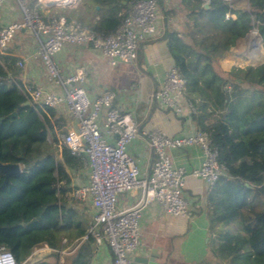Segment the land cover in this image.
I'll return each instance as SVG.
<instances>
[{
	"label": "trees",
	"instance_id": "16d2710c",
	"mask_svg": "<svg viewBox=\"0 0 264 264\" xmlns=\"http://www.w3.org/2000/svg\"><path fill=\"white\" fill-rule=\"evenodd\" d=\"M89 1L104 11L91 29L105 35L135 0ZM179 3L183 30L165 29L161 38L185 80L182 96L193 107L191 119L207 133L224 169L207 194L209 228L218 241L211 252L218 261L206 264H264V61L223 72L214 66L253 23L264 50V0ZM30 8L47 18L35 0ZM16 59L0 53V162L20 166L5 182L0 171V246L22 262L46 245L48 253L26 264H59L65 239L71 241L70 264H91L95 239L69 198L83 160L61 143L65 119L54 107L23 104L28 98L15 77ZM11 112L16 115L8 118Z\"/></svg>",
	"mask_w": 264,
	"mask_h": 264
},
{
	"label": "built area",
	"instance_id": "2783aa9c",
	"mask_svg": "<svg viewBox=\"0 0 264 264\" xmlns=\"http://www.w3.org/2000/svg\"><path fill=\"white\" fill-rule=\"evenodd\" d=\"M22 18L0 27V53L6 51L15 33L22 29L31 30L38 38L37 56L46 71V78L61 91L50 90L43 85L22 89L28 102L35 105L57 107L65 104L75 126L61 135V143L72 154L82 158L87 180L72 185L71 200H89L92 210L88 233L94 237L96 248L107 246L111 252V264H134L130 254L141 243V207L137 204L125 209L117 208L120 193L139 188L141 202L154 201L173 216L189 217L188 202L184 187L188 177L198 178L207 188L224 174L223 166L217 160V151L211 146L206 132L194 131L184 135H169L162 130L148 134V142L155 158L151 172L141 176L137 161L128 148L139 132L130 112H123L114 106L116 93L104 90L91 97L83 84L86 80L84 67L74 72L63 73L56 61V55L65 42L87 43L99 49L109 65L133 63L137 58L139 45L157 31L160 8L157 0H136L123 16L119 26L108 34L73 28L67 17L56 15L43 18L28 7L30 0H15ZM47 7L50 2L72 7L79 0H35ZM166 0V4H172ZM209 0H205L208 3ZM5 0H0V9ZM30 8V9H29ZM165 19L172 20L170 15ZM248 60L256 59L260 51L261 37L255 23L245 32ZM20 65V61L18 62ZM185 80L175 64L162 75L154 98L164 109L180 112L177 98L182 95ZM196 145L201 151L198 166L186 168L176 165L169 151ZM62 244L66 243L62 239ZM63 252L62 247L58 250ZM28 259V258H27ZM17 262L12 253L0 246V264H26ZM146 264V263H141Z\"/></svg>",
	"mask_w": 264,
	"mask_h": 264
},
{
	"label": "crops",
	"instance_id": "0c3cea01",
	"mask_svg": "<svg viewBox=\"0 0 264 264\" xmlns=\"http://www.w3.org/2000/svg\"><path fill=\"white\" fill-rule=\"evenodd\" d=\"M128 8L129 6L123 11L125 14ZM53 9L54 7H45L43 14L50 17L47 13H51ZM166 10L173 12L164 13ZM178 10H181L180 21L178 20L175 25V15ZM160 11L162 14L158 19L156 33L139 45L137 58L133 63L120 62L109 65L102 52L87 43L65 42L62 50L55 57L65 74L74 72L79 67L85 68L86 80L83 84L91 97L99 95L104 90H112L116 93L114 106L123 112L131 113L139 132L129 145L128 152L137 161L141 176L150 174L155 158L148 142L149 133L162 130L169 135H184L197 130L191 119L193 107L182 95L177 98L181 108L180 112L161 108L154 98L162 75L174 64L166 40L161 37L165 29L183 30L186 18L179 0H176L171 7L166 6ZM103 12L99 5L84 0L81 8L76 10L74 17L83 27L79 29L92 31L91 27L99 20ZM167 15H170L172 20L167 21L165 19ZM21 18L22 13L16 1L5 0L4 6L0 9V27ZM29 31L28 29L17 31L5 51L17 57L14 69L16 79L24 89L43 85L50 90L60 92L61 89L58 86L47 80L45 68L36 54L38 38ZM244 40V37L239 38L235 46L242 47ZM233 53L232 50V55L229 53L222 57L224 59L222 65L225 67L224 70L218 72L227 71L234 64L244 67L241 63L248 59V51L240 55L235 54L236 56ZM139 54L140 57H138ZM19 61L20 65L17 64ZM54 108L65 119L66 130L75 126V120L65 104ZM215 117L217 118L216 115ZM61 135L59 134L60 139ZM169 155L176 165L186 168L198 166L202 159L201 151L196 145L171 149ZM86 180V168H83L80 176H75L71 184L82 183ZM209 190L198 178L188 177L186 179L184 196L188 202V218L170 215L154 201L138 204L141 195L139 188L120 193L117 198L118 209H125L136 204L142 209L141 243L137 250L130 254L133 262L151 256L154 257L156 264H206L217 261L211 252L212 247L216 246L217 239L209 228L207 210ZM70 204L83 213L88 228L92 210L89 200L70 199ZM70 245L71 241L66 242L62 248L63 252L58 251L59 264H70ZM49 251L46 245L36 247L31 251L27 260L38 259ZM50 260L53 261L52 258ZM91 264H111V252L106 245L99 248L95 246Z\"/></svg>",
	"mask_w": 264,
	"mask_h": 264
},
{
	"label": "rangeland",
	"instance_id": "374dc122",
	"mask_svg": "<svg viewBox=\"0 0 264 264\" xmlns=\"http://www.w3.org/2000/svg\"><path fill=\"white\" fill-rule=\"evenodd\" d=\"M32 1H34V0H30L28 3H27V5H28V7H30V3L32 2ZM84 0H79L78 1V3L76 4V5H74V6H70V7H68V6H53L54 7V9H53V11L51 12V13H47V14H50L49 16L50 17H52V16H56V15H63V16H65V17H67V19L69 20V22H70V24L73 26V28H83L80 24H79V22L76 20V18L74 17V15H75V12H76V10H79L80 8H81V6H82V2H83ZM136 1V0H135ZM135 1H133L130 5H129V8H128V10H127V12L131 9V7H132V4L135 2ZM163 1V4H165V8H166V6L167 7H171V6H169V5H167L166 4V0H162ZM176 0H170L169 2L172 4V2H175ZM30 9V8H29ZM181 10H178L177 11V13H176V15H175V25H177V21L179 20L180 21V19H179V14L181 13L180 12ZM126 12V13H127ZM160 14H162L161 13V11H160ZM177 19V20H176ZM246 42H245V40L243 41V46L242 47H239V46H235L234 48H233V51H234V55L235 54H237V55H240V53H242V52H246L247 51V49H246ZM258 50H256V53H258V55H257V58L256 59H251V60H246V61H244L243 63H241L242 64V66H246V65H248V64H250V65H257V64H259V63H261L262 61H264V50H263V48H262V45H261V47H260V51L259 52H257ZM229 55H232L231 53L229 54ZM236 56V55H235ZM232 57V56H231ZM223 60L224 59H218L215 63H214V66H215V69L217 70V71H222V70H224V67L225 66H223L222 64H223ZM237 63V62H236ZM17 64H18V62H17ZM235 65V64H234ZM234 65H232V66H234ZM231 66V67H232ZM236 66V65H235ZM230 67V68H231ZM229 68V69H230ZM216 238V237H215ZM216 242H218V241H216ZM217 244V243H216ZM42 245H40V246H38V247H41ZM46 254V253H45ZM217 261H218V259H217ZM216 262V261H215ZM214 262V263H215ZM224 264H227L226 262H223ZM222 263V264H223Z\"/></svg>",
	"mask_w": 264,
	"mask_h": 264
},
{
	"label": "water",
	"instance_id": "95a60500",
	"mask_svg": "<svg viewBox=\"0 0 264 264\" xmlns=\"http://www.w3.org/2000/svg\"><path fill=\"white\" fill-rule=\"evenodd\" d=\"M62 4L57 3V2H50L47 7H53V6H61ZM29 32H32L31 30ZM28 101L23 102L24 105L28 104ZM16 115V112H11L10 114L7 115L8 118H12L13 116ZM0 171L5 175L4 182L7 181L8 177L14 173H17L20 171V166L17 163H1L0 162ZM154 252V251H152ZM141 263H146V264H156L154 261V257H149V258H140L134 262V264H141Z\"/></svg>",
	"mask_w": 264,
	"mask_h": 264
}]
</instances>
